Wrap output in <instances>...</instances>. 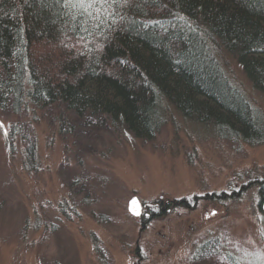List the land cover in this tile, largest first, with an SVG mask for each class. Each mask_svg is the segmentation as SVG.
Returning <instances> with one entry per match:
<instances>
[{"label":"rangeland","instance_id":"obj_1","mask_svg":"<svg viewBox=\"0 0 264 264\" xmlns=\"http://www.w3.org/2000/svg\"><path fill=\"white\" fill-rule=\"evenodd\" d=\"M210 44L264 132V93L234 53ZM162 107L151 139L63 102L0 107V264H233L227 253L264 264V136L226 138ZM134 195L188 202L144 220L129 211ZM206 241L215 248L199 252Z\"/></svg>","mask_w":264,"mask_h":264},{"label":"trees","instance_id":"obj_2","mask_svg":"<svg viewBox=\"0 0 264 264\" xmlns=\"http://www.w3.org/2000/svg\"><path fill=\"white\" fill-rule=\"evenodd\" d=\"M214 40L264 93V0H97L87 9L75 0H0V107L63 102L151 139L168 100L223 137L255 142L263 129L225 76ZM213 248L206 241L198 251Z\"/></svg>","mask_w":264,"mask_h":264},{"label":"flooded vegetation","instance_id":"obj_3","mask_svg":"<svg viewBox=\"0 0 264 264\" xmlns=\"http://www.w3.org/2000/svg\"><path fill=\"white\" fill-rule=\"evenodd\" d=\"M144 207H143V212L140 215L141 217L144 218V220L149 219L150 217L156 216L157 213L161 212V211H165L167 209H169L171 206V204H169V206L167 204H163L159 201L155 202V203H143ZM156 206V207H155Z\"/></svg>","mask_w":264,"mask_h":264},{"label":"water","instance_id":"obj_4","mask_svg":"<svg viewBox=\"0 0 264 264\" xmlns=\"http://www.w3.org/2000/svg\"><path fill=\"white\" fill-rule=\"evenodd\" d=\"M135 200L138 202V205L137 206H134L132 205V201ZM143 207H144V204L142 203V201L140 200L139 196L138 195H134L130 198L129 200V204H128V208H129V211L135 215V216H140L143 212ZM262 208L264 210V202L262 204ZM138 211L139 214H136V212Z\"/></svg>","mask_w":264,"mask_h":264},{"label":"snow or ice","instance_id":"obj_5","mask_svg":"<svg viewBox=\"0 0 264 264\" xmlns=\"http://www.w3.org/2000/svg\"><path fill=\"white\" fill-rule=\"evenodd\" d=\"M71 2L72 0H69V3ZM96 3H97V0H75V4L85 9L93 7ZM0 127H2V125H0ZM132 205L137 206L138 202L133 200ZM136 214H139L138 211L136 212Z\"/></svg>","mask_w":264,"mask_h":264}]
</instances>
